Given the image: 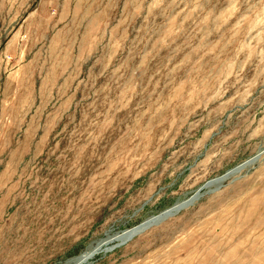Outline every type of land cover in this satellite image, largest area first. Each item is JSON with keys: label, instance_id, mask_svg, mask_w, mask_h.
I'll return each mask as SVG.
<instances>
[{"label": "rangeland", "instance_id": "1", "mask_svg": "<svg viewBox=\"0 0 264 264\" xmlns=\"http://www.w3.org/2000/svg\"><path fill=\"white\" fill-rule=\"evenodd\" d=\"M251 159L87 264H264V0H0V264H69Z\"/></svg>", "mask_w": 264, "mask_h": 264}, {"label": "bare ground", "instance_id": "2", "mask_svg": "<svg viewBox=\"0 0 264 264\" xmlns=\"http://www.w3.org/2000/svg\"><path fill=\"white\" fill-rule=\"evenodd\" d=\"M254 162H255V159H251V160L247 161L246 163L230 170L225 175H223L219 178H216L212 181H209L201 189H199L198 192L193 197L176 203L170 209L162 212L161 214H159L157 216L150 217L149 219L144 221L141 225L134 227V228H131V229H127V230L122 231L120 233H117L115 235L108 236L105 240L101 241L97 245L89 248L88 250H86L85 252H83L82 254L77 256L76 258H74L72 261L69 262V264H87L93 257L98 255L99 253H101L107 249L108 250L113 249V248H116L117 246H121V245L127 243L132 238L139 235L143 231L147 230L148 228H150L154 224H157L161 220L179 213L181 210H183L184 208L191 205V203L194 202V200H196L199 197V195H201L202 191L210 189L211 187H213L215 185L222 184L227 179H229L233 175L239 173L243 168L247 167L248 165H250Z\"/></svg>", "mask_w": 264, "mask_h": 264}]
</instances>
